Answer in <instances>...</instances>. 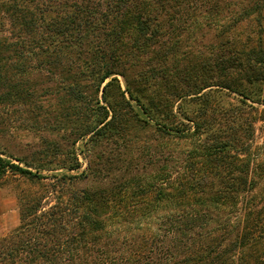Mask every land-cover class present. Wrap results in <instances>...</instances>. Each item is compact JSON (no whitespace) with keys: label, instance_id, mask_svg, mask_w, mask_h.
I'll use <instances>...</instances> for the list:
<instances>
[{"label":"trees","instance_id":"obj_1","mask_svg":"<svg viewBox=\"0 0 264 264\" xmlns=\"http://www.w3.org/2000/svg\"><path fill=\"white\" fill-rule=\"evenodd\" d=\"M197 1L0 0V112L105 149L84 170L47 139L35 166L0 154V183L37 185L0 264H264V0L218 12L196 50ZM139 131L189 149L148 174Z\"/></svg>","mask_w":264,"mask_h":264},{"label":"rangeland","instance_id":"obj_2","mask_svg":"<svg viewBox=\"0 0 264 264\" xmlns=\"http://www.w3.org/2000/svg\"><path fill=\"white\" fill-rule=\"evenodd\" d=\"M197 2L198 7L195 9L196 14L193 15V21L191 22L195 21V27L198 29L197 32L191 36V40L186 43L193 44V47H195L196 50L200 49L202 44L208 45V41L212 37L211 34L207 33L208 35H206V37L203 39L202 33L204 34L205 32H208L209 27L215 24L219 18V15L226 16L233 9L237 8L236 5H238L241 0H198ZM218 12H220L219 15ZM200 27L202 28L203 32L201 31ZM206 54H209V52L206 51L205 55ZM119 79L123 87V79L121 77H119ZM216 95L221 98L222 103L235 100V95L232 94L224 95V93L220 92ZM27 119L28 118L26 116H22L21 114L16 116L7 112L6 110L0 112V154H3L2 156L4 157L12 158L15 163H18L15 160L20 158L31 162V164L35 166L32 162V154L39 148H45V139H47L49 142H56L60 145L58 149L56 148L58 152H61V154L56 157L57 164H60L58 166H63L62 164L64 160H70L72 152L74 149H76L77 153L79 154L78 157L82 165V170H84L87 168L88 162L94 158V152L99 154L102 150H105L104 148H97L95 151L91 152L88 150L86 145L83 148L82 142L78 143L74 147L72 141L65 139L64 135L68 134H64V132L51 131L52 128L55 127V122L51 121L49 127L44 124L42 125L43 128L38 129L37 126L34 125L33 121H26ZM144 134L145 133L139 131L136 135L139 136L138 138L141 140L139 141L140 143L138 145V151L133 156L137 157L135 162L138 161V157L144 158L143 160L145 163L141 161L140 165L142 168L144 164H146V172H149L148 174L153 173L155 170L160 169L163 166L170 165V163L164 161V156L167 155L170 150H172L171 153L175 152V154L179 155L182 151L189 149L190 142L188 141L182 143H172V145L169 147L170 150L168 151V149L164 148L165 141L163 139H159L158 144L157 142L146 138L149 135ZM260 137L261 132L258 133L257 141L259 143L262 142ZM143 141L150 143L153 149L156 146L160 147L157 151L159 160L155 162L154 165L149 163V159L151 158V149L149 151L143 152L142 148L144 146L141 148ZM106 154L113 156L114 158H118L117 154L115 156L110 155V153ZM115 160L117 161V165L114 168L117 171L120 170L117 174L120 172L123 173L121 169L125 168L126 166L121 160ZM21 188L34 189L37 188V185L35 186L27 182L16 180L11 176L7 179H4V181L0 183V239L13 231L20 223L18 192Z\"/></svg>","mask_w":264,"mask_h":264}]
</instances>
